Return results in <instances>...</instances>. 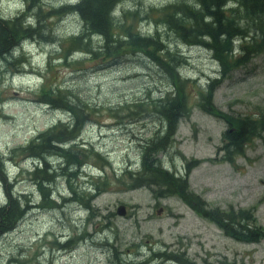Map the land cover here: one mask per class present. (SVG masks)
Instances as JSON below:
<instances>
[{
    "label": "rangeland",
    "instance_id": "rangeland-1",
    "mask_svg": "<svg viewBox=\"0 0 264 264\" xmlns=\"http://www.w3.org/2000/svg\"><path fill=\"white\" fill-rule=\"evenodd\" d=\"M69 1L33 0L26 10L32 2L0 0L2 14L9 16L25 9V23L40 19L43 25L52 24L54 30L42 32L9 57L0 59V154L10 159L7 168L3 162L1 168L4 166L9 184L17 196L23 194L21 199H26L30 208L0 238V264H174L164 258L150 259L159 250L168 253L171 249L185 250L184 254L197 264H264V239L243 242L231 238L177 196H159L153 187L134 185L125 174L130 168L135 171L140 167L142 140L162 136L164 129L162 120L150 117L144 105L135 103L152 100L169 86L153 60L141 51L103 64L82 53L68 55L70 45L58 34L78 30L80 22L73 13L52 17L48 13ZM173 1L122 0L115 16L116 30L123 34V21L130 17L125 12L137 10L135 26L159 34L182 52L181 71L194 78L186 85L192 112L178 119L169 147L157 158L179 175L186 174L184 169L192 162L187 174L192 191L210 206H255L256 223L264 226V127L259 136L245 142L241 151L226 146V139L218 148L231 128L230 118L264 111V44L246 65L223 70L214 53L197 46L183 48L175 35L163 31L167 27L152 24L148 16H155L156 11L150 15V8ZM100 46L94 43L93 51ZM217 72L215 107L229 118L195 105L199 100L198 85ZM42 78L45 86L62 84L69 94H81L84 101L98 109L94 119L84 125L81 141L93 143L101 158L86 157L85 170L68 176L61 175L63 160L56 163V156H48L54 159L49 160L53 165L60 164L50 196L60 200L64 204L61 207H51L43 200L31 175L20 170L32 163L17 151L33 134L69 115L39 98ZM95 166L100 171L93 176ZM0 186L1 202V178ZM88 187L95 188V192L87 191ZM121 205L125 206V214L118 215Z\"/></svg>",
    "mask_w": 264,
    "mask_h": 264
},
{
    "label": "trees",
    "instance_id": "trees-1",
    "mask_svg": "<svg viewBox=\"0 0 264 264\" xmlns=\"http://www.w3.org/2000/svg\"><path fill=\"white\" fill-rule=\"evenodd\" d=\"M27 1L32 3L27 5L26 10L34 4L33 0ZM121 1L71 0L50 10L48 14L52 17L73 13L81 22L78 30L68 34H58L60 39H65L70 45L71 50L69 51L68 48V55L75 51L84 56L88 55L97 64H103L122 58L127 53L141 51L153 60L155 67L159 68V72L168 83L169 88L166 87L154 99L143 104L135 103V106L144 105V109L150 115L162 120L164 129L162 136L156 134L155 138L143 139L140 167L135 171L130 168L124 171L125 174L132 179L134 185L153 187L159 196L179 197L202 217L211 220L236 239L257 241L264 238V227L256 223L250 209L230 207L222 210L218 207H209L201 196L189 190L187 174L191 163L186 169V174L179 176L163 166L157 158L160 151L169 147L178 119L188 111L187 80L181 77L179 68L184 60L178 51L169 48L159 34L154 32L148 35L138 32L140 28L133 23L137 10L125 12L130 14V17L123 21V26L125 25L122 29L123 34L118 32L113 10ZM231 1L236 2V5L225 11L224 5L228 0H178L174 3L161 4V7L160 5L151 7L149 14L156 11V15L148 18L156 24L162 17L164 26H168L178 39L185 41L186 44L204 45L214 53L223 70H230L246 63L250 54L255 53L259 46L264 44V0ZM26 10L10 16L0 11V59L9 57L8 55L12 54L20 43L35 39L42 32L48 34L54 32L52 24L43 25L44 21L40 19H32L31 23H25ZM42 25L44 29L41 31ZM237 38L242 41L241 56L232 60L229 53L234 39ZM94 43L101 44L97 51H93ZM217 83L218 80L213 78L205 92L201 94V101H207L209 108L213 110L215 109L212 105V93ZM45 85L46 83L40 87L39 98L51 107L67 110L71 114V122H59L49 126L19 150L23 155L37 157L40 166L35 165L31 175L41 190L43 200L53 205L55 203L48 200V197L50 186L58 176L55 172L59 170L57 168L60 164L53 165L47 156H56V159L59 157L63 160L61 175L68 176L78 171L85 157L89 155L99 157L91 145H80L77 142V136L83 125L94 119V113L98 109L84 101L86 99L77 92L73 91L69 94V90L65 87ZM228 121L231 123V129L225 133L226 146H235L237 151H241L245 142L259 134L260 129L264 127V118L256 114H246L235 119L230 118ZM55 162L57 163L56 160ZM0 178L6 195L5 203L0 205L1 234L16 225L27 211L29 204H26V199H23L24 201L21 199L22 195H14L11 185L6 183L1 160ZM72 192L75 193L74 190ZM86 206L90 208L89 205ZM176 257L183 264H193L182 257V254Z\"/></svg>",
    "mask_w": 264,
    "mask_h": 264
},
{
    "label": "bare ground",
    "instance_id": "bare-ground-1",
    "mask_svg": "<svg viewBox=\"0 0 264 264\" xmlns=\"http://www.w3.org/2000/svg\"><path fill=\"white\" fill-rule=\"evenodd\" d=\"M229 1V0H228ZM5 2V1H4ZM3 2V3H4ZM226 3V2H225ZM239 6V5H238ZM7 23V22H6ZM81 23V22H80ZM13 25V24H12ZM149 35V34H148ZM163 35V34H162ZM48 39V38H47ZM166 39V38H165ZM215 43V42H214ZM6 46V45H5ZM48 46V45H47ZM79 46V45H78ZM155 46V45H154ZM184 48V47H183ZM18 52V51H17ZM79 52V51H78ZM186 53V52H185ZM188 53V52H187ZM34 57V56H33ZM19 62V61H18ZM20 63V62H19ZM187 68V67H186ZM218 71V70H217ZM73 84V83H72ZM155 91V90H154ZM142 95V94H141ZM128 97V96H127ZM123 99V98H122ZM126 99V98H125ZM132 99V98H131ZM124 103V102H123ZM134 105V104H133ZM56 121V120H55ZM37 133V132H36ZM34 135V134H33ZM29 140V139H28ZM26 141V140H25ZM103 146V144H102ZM103 151V150H102ZM89 153V152H88ZM90 168V167H89ZM68 171V170H67ZM68 173V172H67ZM33 176V175H32ZM31 176V177H32ZM72 183V182H71ZM71 185V184H70ZM1 187V186H0ZM94 187V186H93ZM18 189V188H17ZM65 200V199H64ZM24 201V200H23ZM84 202V201H83ZM17 206V205H16ZM55 211V210H54ZM60 213V212H59ZM81 213V212H80ZM78 218V217H77ZM97 220V219H96ZM62 221V220H61ZM27 222V221H26ZM45 224V223H44ZM60 225V224H59ZM49 226V225H48ZM31 228V227H30ZM84 228V227H83ZM38 231V230H37ZM28 232V231H27ZM58 232V231H57ZM82 233V232H81ZM2 238V237H1ZM72 239V238H71ZM55 240V239H54ZM70 243V242H69ZM112 244V243H111ZM155 248V247H154ZM49 254V253H48ZM54 255V254H53ZM136 257V255H135Z\"/></svg>",
    "mask_w": 264,
    "mask_h": 264
},
{
    "label": "water",
    "instance_id": "water-1",
    "mask_svg": "<svg viewBox=\"0 0 264 264\" xmlns=\"http://www.w3.org/2000/svg\"><path fill=\"white\" fill-rule=\"evenodd\" d=\"M124 212H125V210H124L123 207H119V208H118V213H119V214H124Z\"/></svg>",
    "mask_w": 264,
    "mask_h": 264
}]
</instances>
